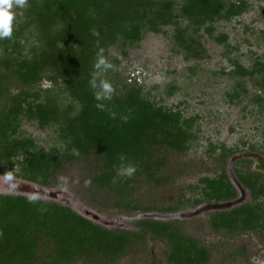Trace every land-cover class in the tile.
Segmentation results:
<instances>
[{"label":"trees","instance_id":"obj_1","mask_svg":"<svg viewBox=\"0 0 264 264\" xmlns=\"http://www.w3.org/2000/svg\"><path fill=\"white\" fill-rule=\"evenodd\" d=\"M226 1L182 0L176 13L172 0H27L12 37L0 40V175L83 192L88 204L105 211L176 212L237 198L227 172L236 150L223 145L220 171L190 186L192 197L169 189L195 166L180 158L197 142L194 118L156 104L136 80L94 67L100 57L111 64L108 49L117 40L137 42L145 30L177 25L178 16L196 30L208 24L211 33L214 21L245 6ZM176 39L199 56L200 42L184 29L176 27ZM235 72L264 96V58L250 67L236 62ZM101 80L111 83V99ZM43 81L51 86L41 87ZM23 118L54 128L62 146H38L20 131ZM235 164L249 200L210 211L208 226L222 238L252 233L264 250V172L251 169L246 157ZM130 165L136 171L129 177ZM30 197L0 193V264H113L148 237L165 241L167 264H255L248 242L204 243L184 229V221L142 218L134 230L107 228L66 205Z\"/></svg>","mask_w":264,"mask_h":264},{"label":"rangeland","instance_id":"obj_2","mask_svg":"<svg viewBox=\"0 0 264 264\" xmlns=\"http://www.w3.org/2000/svg\"><path fill=\"white\" fill-rule=\"evenodd\" d=\"M172 1L174 12L178 13L182 0ZM238 1L227 0L226 3ZM243 2L245 6L238 15L214 21L209 26L211 33L205 30L208 24L196 30L185 17L178 16L177 25H163L158 32L145 30L142 38L133 43L119 39L108 49L111 69L122 77L141 83L147 97L156 104L178 109L184 117L194 118L197 142L180 158L195 166L189 175L178 179L169 189L182 191L186 197H192L194 192L190 186L196 185L199 178L213 177L220 171L221 165L217 158L223 145L236 150L227 160V172L238 191L232 205L249 200L248 192L241 186L242 192L237 185L239 182L234 176L233 166L241 165L235 164V160L252 152L264 158V96H259L248 77L235 72L236 62L250 67L256 59L264 58V0ZM13 11L17 13L19 9L14 7ZM176 27L184 29L200 42L199 56H191L180 46L176 39ZM220 35H225L223 41L217 39ZM50 86L48 81L41 83L43 88ZM20 131L43 148L62 146L54 128L42 126L35 120L23 118ZM249 159L251 169L256 170L255 160ZM20 180L14 178L9 181L0 175V193L12 192V185ZM44 188L47 192L53 191L55 196H35L66 205L104 227L134 230L138 219H176L184 221V229L204 243L248 242L251 261L264 264V250L252 233L222 238L209 228L207 218L208 213L215 210L211 206L213 203L186 206L176 212L105 211L88 204L83 192L77 193L68 187ZM229 207L223 205L217 210ZM166 249L165 241L148 237L146 245L127 250L113 264H148L149 260L155 264H167L164 256Z\"/></svg>","mask_w":264,"mask_h":264},{"label":"clouds","instance_id":"obj_3","mask_svg":"<svg viewBox=\"0 0 264 264\" xmlns=\"http://www.w3.org/2000/svg\"><path fill=\"white\" fill-rule=\"evenodd\" d=\"M27 3V0H0V40L3 39H10L13 35V21L17 15L16 12L13 11V8L16 9H23ZM94 35H98L95 31L93 32ZM104 65V69H108L111 67V64H109L103 57H100L97 61V63L94 65L96 69H100V66ZM91 86L95 88L96 81L92 80L90 81ZM100 83L103 84L104 89L106 90L105 99H111V94L114 91L112 85L110 82L106 80H101ZM100 94L98 92L95 93V99L100 100ZM97 107L102 108L103 105L98 104ZM74 154H77L74 150ZM136 171L134 166H129L126 171L125 175L132 176L134 172ZM6 180H13L14 177L12 174H7L5 176ZM14 188L15 185H12ZM37 199L36 196H32L29 198L30 202H35Z\"/></svg>","mask_w":264,"mask_h":264},{"label":"water","instance_id":"obj_4","mask_svg":"<svg viewBox=\"0 0 264 264\" xmlns=\"http://www.w3.org/2000/svg\"><path fill=\"white\" fill-rule=\"evenodd\" d=\"M243 156H245L247 158L254 159L255 160V165H254L255 169L264 172V167L263 168L259 167V164L264 166V158H262L259 154L252 152V153H246ZM237 185L241 189V191L243 192V189L241 188L240 183H237ZM5 193L21 194V195L31 196V197L35 196V194L41 195V196L42 195L43 196H45V195L55 196V193L53 191L47 192L43 186L37 185L35 183L29 182L26 180L25 181L20 180L18 183L15 184V187L13 188L12 192H5ZM36 197L39 198L38 196H36ZM232 203H233L232 201H227V202H222V203H213L211 206H212V208L217 210L220 207H222L223 205L230 206L229 208H231L232 206H234V205H232Z\"/></svg>","mask_w":264,"mask_h":264},{"label":"bare ground","instance_id":"obj_5","mask_svg":"<svg viewBox=\"0 0 264 264\" xmlns=\"http://www.w3.org/2000/svg\"><path fill=\"white\" fill-rule=\"evenodd\" d=\"M259 167L263 168L264 166H263V165H261V164H259Z\"/></svg>","mask_w":264,"mask_h":264}]
</instances>
